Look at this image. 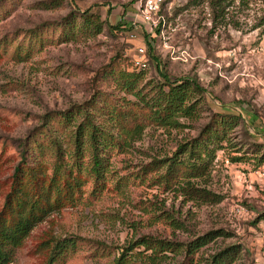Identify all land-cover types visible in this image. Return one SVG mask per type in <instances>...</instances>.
Instances as JSON below:
<instances>
[{"label":"rangeland","instance_id":"rangeland-1","mask_svg":"<svg viewBox=\"0 0 264 264\" xmlns=\"http://www.w3.org/2000/svg\"><path fill=\"white\" fill-rule=\"evenodd\" d=\"M209 1L165 0L153 29L142 14L146 0H0V212L29 136L46 145L50 164L43 171L47 178L52 174L55 153L41 128L46 115L68 152L74 126L59 117L68 111L81 107L119 138L140 125L127 150L111 152L105 189L93 194L94 181L85 175L79 204L38 224L12 264H45L51 248L65 239L76 242L66 264H112L118 247L144 235L190 241L219 229L233 236L210 244L197 259L239 243L243 251L235 264H264V222H256L264 209V165L257 158L264 137L254 122L255 114L264 121V0H227L223 11H214ZM87 13L101 18L103 31L92 36L76 29L64 42L61 26L72 18L81 22ZM141 50L144 71L135 64ZM132 73L139 74L135 92L141 97L122 89V75ZM167 78L192 79L205 89L197 117L181 120L187 128L148 121L143 99L154 98ZM117 114L120 124L111 120ZM215 115L243 121L222 143L225 148L211 146L207 175L197 180L222 201L184 203L154 184L164 173L158 162L197 139ZM162 212L187 230L174 232L157 221L154 215Z\"/></svg>","mask_w":264,"mask_h":264},{"label":"trees","instance_id":"trees-1","mask_svg":"<svg viewBox=\"0 0 264 264\" xmlns=\"http://www.w3.org/2000/svg\"><path fill=\"white\" fill-rule=\"evenodd\" d=\"M226 1L210 0L209 3L214 11H223ZM81 18V22L78 18H72L61 26L64 42H69L76 36L73 32L76 29L92 36L103 31L105 23L100 17L87 13ZM139 78V74L135 73L122 75V89L140 96V92H135ZM204 93L205 89L195 80L172 81L167 78L154 98L149 101L143 99V107L151 113L148 121L159 128H185L181 120L190 121L197 117ZM59 117L64 123L74 126L70 135L71 150H64V140L58 137L50 126L53 118L46 115L41 128L45 131L43 134L50 137V150L55 153V160L51 165L52 174L48 178L43 171V167L50 164L44 160V142L36 140V136H29L20 145L21 161L15 168L11 191L0 212V264H12L17 251L34 228L51 213L79 204L85 175L94 181L93 194L101 193L108 177L111 152L115 149L127 150L123 148L130 147L140 133V125H137L123 133L122 138L116 137L104 127L96 125L81 107ZM255 117L259 118L256 114ZM121 118L117 114L111 120L120 124L123 120ZM242 123V117L239 115H215L212 124L205 127L197 139L182 145L174 157L158 162V170L163 169L164 173L154 177V184L182 198L184 203L199 206L220 203L222 198L197 180L207 175L209 165L206 155L212 156L211 146L217 145L214 149L225 148L222 143L226 141L229 133ZM259 150L260 155L256 156L258 166H262L264 145H260ZM154 218L168 224L174 232L187 230L185 224L173 214L162 212L159 216L155 214ZM262 221L264 222V209L258 212L256 220ZM232 236L224 229L209 231L190 241H181L176 237L167 239L144 235L118 247L112 264H235L243 251L239 243L225 245L208 257L197 259L198 254L210 244L220 239L225 242ZM75 247L76 242L73 239L56 242L45 264H66L70 250Z\"/></svg>","mask_w":264,"mask_h":264},{"label":"built area","instance_id":"built-area-1","mask_svg":"<svg viewBox=\"0 0 264 264\" xmlns=\"http://www.w3.org/2000/svg\"><path fill=\"white\" fill-rule=\"evenodd\" d=\"M164 1L165 0H146L142 8L144 21L148 23L153 29L158 28V26L160 25V18L156 19L155 17H158V14L160 12L161 6L164 3ZM140 52L141 55L135 61V64L136 67L139 68L140 70H145L148 68V64L145 59V50H141Z\"/></svg>","mask_w":264,"mask_h":264},{"label":"crops","instance_id":"crops-1","mask_svg":"<svg viewBox=\"0 0 264 264\" xmlns=\"http://www.w3.org/2000/svg\"><path fill=\"white\" fill-rule=\"evenodd\" d=\"M254 122L256 123L258 130H261V133L259 134H263L264 137V121H261L259 118L255 117Z\"/></svg>","mask_w":264,"mask_h":264}]
</instances>
